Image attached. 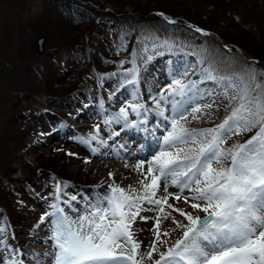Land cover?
<instances>
[{
    "label": "rangeland",
    "instance_id": "rangeland-1",
    "mask_svg": "<svg viewBox=\"0 0 264 264\" xmlns=\"http://www.w3.org/2000/svg\"><path fill=\"white\" fill-rule=\"evenodd\" d=\"M19 1L0 0V147L4 136L2 126L11 113L20 114L19 117L24 119L26 129V138L21 144L22 147L0 160L1 163L7 164L5 170H12V176L18 180L15 182L16 185H13L0 174L1 189L8 191V195L12 198L10 207L5 206L4 201L0 203L2 211L0 216L5 218L8 213L11 219H14L11 222L15 225L14 228L6 227L3 220H0V229L3 230L0 232V262L12 264V261L18 258L23 260V264H35L33 259L35 252L29 251L30 248L38 247L52 251V241L48 240L50 225L47 221L40 225L45 231L39 234L47 238V242H36L34 239L37 228L35 226L39 223L40 217L51 212L50 205L56 202L57 184H60L62 189L60 206L73 218L76 213H73L69 204L63 201H70L71 207L82 212L88 205L83 196L88 197L91 193L101 195L108 191V185L112 183V180L102 176L99 180L95 176V171L102 165L113 162L103 163L94 156H103L107 152L105 147L112 145L113 140L119 145L111 146L112 150L117 151L123 148L119 138L123 136L121 131L137 129L136 127L124 129L122 124L115 122L110 123L109 128L104 121L111 120L112 113L118 112L123 106L133 103L141 104L143 96L149 102L147 107L152 108L154 104L150 96L158 95L162 89L167 88L173 78H176L183 79L184 82L195 81L199 93L205 97L203 101H200L201 104L212 103L215 100L212 109L197 113V119L189 115L187 121L184 122L185 125L190 129L213 127L227 114L228 100L221 94L222 85L217 81L204 79L201 68L211 65L216 70L217 76H227L246 72L251 67L258 74V80L264 81V75H260L264 73V66L260 65L258 59L251 57L247 51L227 42L220 29L209 28L208 20L222 24L228 23L222 16L225 9H228L229 13L235 11L241 17L242 11L233 6L234 2L225 4L221 0H202L203 2L198 4L194 0L196 5L188 6L181 0H175L179 2L176 5L173 0H170L174 2L172 4L168 0H159V3H153V0H139L136 3L129 0H92L88 1L89 3L83 0ZM246 2H252L256 7V10L247 8L251 13L249 16L244 15L247 17L246 22L253 24L246 25V27L253 29V35H257L256 38L259 35L260 38L264 35V19H254V16L255 13L258 15L260 13L264 17V0H241V3ZM87 4H90L89 8L93 7L96 13L89 12ZM218 5L222 6L218 7ZM152 6L164 12L163 18L174 19L175 24H181L180 27L174 28L172 27L174 24L168 25L164 20V24L170 28L162 22L151 25L132 18L133 15L140 14L139 11L143 9L152 13L151 10L154 9ZM189 7L197 9L195 15H191ZM246 7L243 6V8ZM197 26L208 35L196 32ZM41 33L46 35L47 47L62 42L69 44L77 38V35H83L87 41L91 42L92 48L99 49L104 46L101 49L110 52L108 57L101 56L99 64L103 66L100 68L91 67L87 63H82L83 67L75 68L81 62V54H78V61V57L72 60L67 58L64 61L66 65L64 71H71L69 76L72 77L62 84L52 83L51 88L70 87L73 83L71 89L78 93L75 97V104L79 111L68 110L63 118L48 113L42 104L43 99L46 98L44 79L45 75L50 72L49 66L58 65L62 61L55 49H49L43 57L34 56L33 39ZM126 36L131 39L132 45L125 42ZM77 48L82 47L79 45ZM145 49L148 51L145 52ZM149 55L153 58L145 64L144 58ZM134 56L136 66L140 69L139 84L135 86L125 83L126 70L133 67L131 61ZM175 60H182L179 65L183 64L180 71L175 74L171 72L170 76H160L158 72L155 73L152 70L158 65H170ZM185 72L187 75L183 76ZM62 74L63 72L59 73V75ZM123 87L130 91L131 96L125 97L120 94L119 90ZM98 88L100 89L98 93H92L90 96L83 95L84 91L90 89L98 91ZM29 89L39 90L43 98L28 95ZM110 96L111 99H109ZM85 97L92 101L84 102L87 100L84 99ZM59 100L66 101L63 97H59ZM80 102L85 104L82 105ZM161 103L165 106L163 102ZM102 105L109 106L114 112L110 110L104 112L101 110ZM165 107L170 109L171 105ZM49 109L56 111L55 106ZM165 114L171 115V112L166 110ZM153 116L149 113L148 120ZM142 119L139 118V120ZM129 120L136 121V116L131 113L130 109ZM37 121H46V125L35 126ZM82 124L91 134H95L94 130L98 126L99 140L106 142V146L96 140H89L95 145L93 148L89 147L85 144V140L79 137L78 132L69 130L71 127ZM147 125L141 127L140 130L145 129ZM117 132L119 137L111 135ZM254 133L255 129L240 136H232L225 147L234 143H243ZM124 140L128 142L131 139ZM125 151L128 154L131 153V150ZM51 158L56 160V168H60L58 173H62L63 177L83 181L87 186L71 185L66 178L54 177L49 173L46 175L41 173L36 178L39 181L30 182L31 178L36 177L34 175L39 172L40 167H44ZM144 159L149 160L150 158L146 156ZM138 162L139 160H134V164ZM114 178L115 182L122 187L128 185L139 187L137 181L141 179V176L134 169H124L121 176ZM40 184L43 185L40 188H43L42 192H39ZM72 196H76L77 200L71 201ZM147 214L155 216L153 212ZM138 223L146 230L149 227L147 223ZM9 234L12 236L9 237ZM180 235V230L173 232L170 242L179 238ZM17 250L23 255L17 257ZM141 251H146V248L141 247ZM42 253L36 258L41 261V264H45L44 261L50 264L51 258L43 256ZM145 264H150V262L145 261Z\"/></svg>",
    "mask_w": 264,
    "mask_h": 264
},
{
    "label": "snow or ice",
    "instance_id": "snow-or-ice-1",
    "mask_svg": "<svg viewBox=\"0 0 264 264\" xmlns=\"http://www.w3.org/2000/svg\"><path fill=\"white\" fill-rule=\"evenodd\" d=\"M195 31L208 35L200 28ZM152 58L146 56L145 64ZM131 63L125 83L135 86L140 73L135 56ZM201 74L219 82L221 94L228 100L227 114L213 127L190 129L185 125L189 115L197 119V113L212 109L215 100L201 104L205 97L195 81L176 78L158 95L150 96L154 107L133 103L104 121L106 125L122 124L124 129L139 128L147 125L148 114H153L157 123L145 130L163 126L157 138L160 150L151 160L140 159L133 165L141 176L139 187L120 186L110 172L108 191L96 196L82 212L71 207L70 201H63L76 213L75 218L60 206L62 189L57 184L52 211L42 215L35 226L46 221L50 225L52 251L42 253L51 258L50 264H264V81L258 80L251 67L243 73L217 76L209 65L201 68ZM161 102L171 105L170 109ZM129 109L143 119L130 121ZM166 110L171 115H166ZM254 129V135L243 143L225 147L232 136ZM99 132L97 126L89 140L106 146L99 140ZM169 184L179 192H169ZM186 190L190 195H183ZM75 200L72 196L71 201ZM170 200L182 202L190 210ZM148 212L155 216L142 215ZM150 220L153 223L148 231L153 239L146 251H141L143 242L137 239V232L143 229L135 225ZM165 221L172 227H163ZM177 230L181 235L170 242ZM21 255L17 250L16 256ZM39 255L33 254L35 264H41L36 258ZM12 264H23V260L14 259Z\"/></svg>",
    "mask_w": 264,
    "mask_h": 264
},
{
    "label": "trees",
    "instance_id": "trees-1",
    "mask_svg": "<svg viewBox=\"0 0 264 264\" xmlns=\"http://www.w3.org/2000/svg\"><path fill=\"white\" fill-rule=\"evenodd\" d=\"M7 1V0H4ZM17 2H20L19 0H15ZM50 1H54V0H50ZM57 1V0H56ZM67 1H73V0H67ZM87 3H89L88 1H92V0H83ZM130 2L134 1L135 3L138 2L139 0H129ZM166 1V0H165ZM171 4L174 3V5H176L179 2H176L175 0H173L174 2L168 0ZM186 2V5L188 6H195L196 4L194 3V0H181ZM180 1V3H182ZM198 4L202 3V0H195ZM153 3H159V0H153ZM221 2L226 3H230V2H234L235 4L233 6L237 7L239 10H241L242 12L241 17L238 16L239 13L237 12H230L228 11V9H225L223 12V17L226 21H228L227 24H222V23H217V22H211L210 20H208V24H209V28L215 29L218 28L220 29V31L222 32V34L225 36L224 38L227 39V42L229 43H233L235 45H237L238 47H240L241 49H243L244 51H247L251 57L258 59L260 65L264 66V35H262L259 38H256L257 35H253L254 30L250 29L248 27H246V25H252L253 23L251 22H246V18L245 16H249L251 11L247 8H251L252 10H256L254 3L252 2H246V3H241V0H221ZM240 2V3H239ZM222 5H218V7H220ZM226 6V5H224ZM243 6H247L246 8H243ZM90 4H87V9L89 10V12H93L96 13V11L94 10V8H89ZM152 13L149 12V10H141L139 11L140 14H138L137 17L136 15L132 16V18H134V20L137 21H141V22H147L151 25H155L158 24V22H163V17L159 16L160 14L164 13L161 12V10L159 9H155L156 6H152ZM226 8V7H225ZM190 9V13L191 15H195V13L197 12V9L195 7H189ZM106 10V9H104ZM154 11H156L157 13H153ZM245 13V14H244ZM245 15V16H244ZM131 17V16H130ZM236 17V19H235ZM255 18L254 19H264L263 16H261V14L259 13V15L257 13H255ZM141 19V20H139ZM174 24V25H173ZM173 27H180L181 24H175L173 23ZM165 25V24H164ZM207 25V23H206ZM167 26V25H165ZM195 27V25L193 26ZM198 28V26H197ZM200 28V27H199ZM203 28V27H202ZM222 28V29H221ZM205 29V28H204ZM207 30V29H206ZM230 34V35H229ZM125 42H128L129 44L132 45L131 39L129 37L126 36ZM81 46L82 48L78 49V46ZM50 49H55V51L58 53L59 57H61V61L58 65H50V72L45 75V79H44V85L46 86V88H44V90L46 91V98L43 99V107L47 110H49L50 106H57V108H61V110H57L54 114L58 117L62 116V110H68L69 108L75 106L74 103L71 104V102H74L73 99H66L65 102H62L59 100V97H64L65 95H68L69 92L71 91L70 89L73 86L65 88V87H60V89H53L51 88L52 83H56V82H63L65 80H69L72 76H69V72L71 71H64L66 70V65L64 64V61L69 58V59H76L78 57V54H81V62L77 64V66H75V68H79V67H83V64H88L91 67H102L103 64H99L100 63V58L101 56H110L109 52L106 50H103L101 48H92L91 42L87 41V39L83 36V35H77V38L72 40L71 43L69 44H65V43H58V44H53V45H49ZM56 55V54H55ZM57 56V55H56ZM79 60V57L77 59V61ZM63 72L62 75H59V73ZM65 72V73H64ZM24 89H22L23 91ZM26 90V89H25ZM59 90V91H58ZM28 91V89L26 90ZM90 93H96V90H88V91H84L83 95H89ZM28 95H32L34 97L37 98H41L42 96L40 95L39 90H35V89H29ZM43 98V97H42ZM47 99V102H45V100ZM20 114L17 112L11 113L8 118L6 119V122L4 123L3 130H4V136L2 137L1 141V147L0 149L2 150V152L0 153V160L3 159L4 157L6 158V155L11 154L16 152L20 147L22 142L25 139V133H26V129L24 128V119H22V117H19ZM40 124H36L35 126H39ZM47 164L44 167H40L39 172H37L34 176V178H32V180H36L37 176L39 175V173L41 172H51L54 171L55 173L58 174V170L60 169L59 167H57V163L56 160H53L52 158L46 162ZM7 164H3L0 161V174L3 175L4 179L6 181H10L13 185H16L15 182H17L18 180L13 178L11 176V172L12 170H5L6 169ZM41 171V172H40ZM60 174V172H59ZM61 175V174H60ZM3 183V182H2ZM1 185V184H0ZM11 192V191H10ZM9 192L4 191L1 189L0 187V203L2 201H4L5 206H9L12 203V198L10 197V195H8ZM1 207L4 209V207L1 205ZM0 213H2V211L0 210ZM0 220H3V222L5 223V226H12L14 228L15 225H13L14 223H12L11 221H14V219L9 216V214L7 213V217H1L0 216Z\"/></svg>",
    "mask_w": 264,
    "mask_h": 264
},
{
    "label": "bare ground",
    "instance_id": "bare-ground-1",
    "mask_svg": "<svg viewBox=\"0 0 264 264\" xmlns=\"http://www.w3.org/2000/svg\"><path fill=\"white\" fill-rule=\"evenodd\" d=\"M183 67V64L179 65L178 67H173L172 65H158V67H154L152 68V70L156 73L158 72V74L160 76H170L172 75V73H177V71H180V69ZM152 77V76H151ZM162 78V77H161ZM158 79V78H157ZM120 94H123L125 97L129 96L130 91L126 90L124 87L121 88L119 90ZM157 123L156 118H152L149 122L148 125L146 126L147 129H153V125H155ZM191 128H193L192 126H190ZM200 128V127H199ZM164 129L163 126L160 127L159 130H153L152 132L146 131L145 129L143 130H135V131H131L129 132V134L131 135V138L133 139V141L131 142L130 140L128 142L123 143V148L117 150V151H113L110 148V145H107L105 147L106 149V153L103 156H97L95 155L94 157L100 161V162H107V161H112L113 163H106L105 165H102L101 168H99L98 170L95 171V176L99 179V177H109V173H113L114 177H119L121 176V174L123 173L124 169H131L133 170V165L134 164V160H140V159H144L146 156L149 157L151 160L152 156L158 152L160 150V147L157 143V138L161 137V134L163 133ZM128 133V132H127ZM114 142H112L113 145ZM138 145V146H137ZM180 147H186L184 145H180ZM135 148L136 150L132 149ZM125 150H131V153H127ZM123 161V162H121ZM125 165H128V167H125ZM124 176V175H123ZM138 176V175H137ZM100 180V179H99ZM134 180V179H133ZM169 192L172 193H177L179 192V189L173 185L169 184L168 187ZM183 195H190V193L187 192V190L183 193ZM98 196V194L96 193H91L89 194L88 197H84L85 202L89 203L90 201L94 200V198ZM170 203H177L178 207H182L185 208L186 210H190L188 208L187 205L183 204L182 202H175L170 200ZM155 214V213H153ZM200 215H203V213H199ZM142 215H147V213H142ZM173 215L178 216V213H173ZM182 219V218H180ZM153 223V221H149L147 224L149 225V227L151 226V224ZM139 224V223H138ZM135 225L136 228L138 229H143V231H138L137 232V239L141 240L142 243V247L146 248V243H149L152 239L153 236L152 234L148 231V229L146 230V228L142 227V225ZM163 227L166 228H171L172 225L168 222L165 221L163 224ZM35 239L34 241H39V242H45L47 241V238L39 235L40 233H43L45 230L42 229L41 227L36 228L35 229ZM48 249H44V248H38V247H33L30 248L29 251L35 252V253H42V252H46Z\"/></svg>",
    "mask_w": 264,
    "mask_h": 264
},
{
    "label": "water",
    "instance_id": "water-1",
    "mask_svg": "<svg viewBox=\"0 0 264 264\" xmlns=\"http://www.w3.org/2000/svg\"><path fill=\"white\" fill-rule=\"evenodd\" d=\"M35 56H42L46 52V35L38 34L33 41Z\"/></svg>",
    "mask_w": 264,
    "mask_h": 264
}]
</instances>
